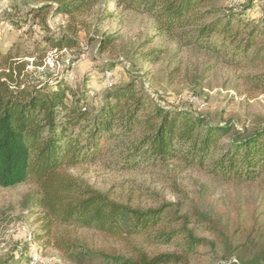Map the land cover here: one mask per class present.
Segmentation results:
<instances>
[{
  "label": "trees",
  "instance_id": "trees-1",
  "mask_svg": "<svg viewBox=\"0 0 264 264\" xmlns=\"http://www.w3.org/2000/svg\"><path fill=\"white\" fill-rule=\"evenodd\" d=\"M36 1L29 12L36 23L46 24L52 9L70 21L66 31L44 37V46L16 45V54L10 49L0 56V188L31 185L37 227L32 236L44 249L77 258L100 253L113 264H191L213 243L190 224L217 232L210 220L198 211L181 214L171 202L142 206L120 200L72 170L106 158L123 171L179 162L225 182L264 186V125L240 131L231 122L212 124L190 110L155 105L138 81L110 86L98 105L89 100V77L77 88L64 78L31 84L23 75L29 62L21 57L42 62L48 48H77L78 21L101 0ZM115 1L124 10L150 14L157 31L181 46L207 51L230 66L264 65V22L220 14L210 0ZM114 40L100 38V51ZM161 53L151 48L146 56L155 62ZM253 82L264 90V80ZM85 231L120 243L121 249L93 250ZM222 242L229 254L220 264H261L235 253L225 236Z\"/></svg>",
  "mask_w": 264,
  "mask_h": 264
},
{
  "label": "rangeland",
  "instance_id": "rangeland-1",
  "mask_svg": "<svg viewBox=\"0 0 264 264\" xmlns=\"http://www.w3.org/2000/svg\"><path fill=\"white\" fill-rule=\"evenodd\" d=\"M38 4L36 0H0V56L10 49L17 52L16 45L30 50L36 45L44 46V37L67 30L69 18L53 9L46 24L36 23L29 12ZM210 5L220 14L234 13L255 24L264 22V0H210ZM78 28L77 48L55 55L53 48H48L42 62L21 57L29 62L23 75L31 84L64 78L77 88L89 77V100L98 105L109 84L138 81L151 93L155 105L187 109L212 124L231 122L240 131L251 132L264 125V90L253 82L256 78L264 80V65L230 66L207 51L181 46L157 31L150 14L124 10L115 0L98 2L79 19ZM109 35L114 43L100 51L99 39ZM151 48L162 51L158 61L146 56ZM105 70L106 78L102 80ZM72 171L134 205L171 202L181 214L191 217L198 211L210 220L217 232L196 222L190 224L198 236L213 243L191 264H220L229 254L222 242L224 236L235 253L258 258L264 264V186L260 183L225 182L179 162L166 168L123 171L106 158ZM31 201L30 184L0 188V264H25V258L36 252L43 254L47 264H113L100 253L77 258L44 249L32 236L37 227ZM83 235L93 250L108 252L111 245L121 249L120 243L106 241L97 233L85 231ZM170 249L160 247L163 251Z\"/></svg>",
  "mask_w": 264,
  "mask_h": 264
},
{
  "label": "built area",
  "instance_id": "built-area-1",
  "mask_svg": "<svg viewBox=\"0 0 264 264\" xmlns=\"http://www.w3.org/2000/svg\"><path fill=\"white\" fill-rule=\"evenodd\" d=\"M63 51H65V50H63ZM63 51H58L57 49H53L52 53L55 55V54L61 53ZM48 61H51V58H48ZM50 65L53 67L52 62L50 63ZM109 86H113V85L109 84ZM28 264H47V261L44 258L43 254L36 252V253H33L30 255V260H29Z\"/></svg>",
  "mask_w": 264,
  "mask_h": 264
}]
</instances>
